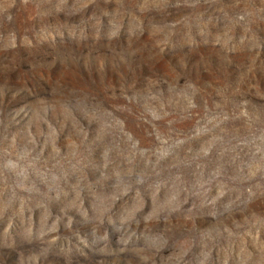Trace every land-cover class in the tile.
<instances>
[{
  "label": "rangeland",
  "instance_id": "1",
  "mask_svg": "<svg viewBox=\"0 0 264 264\" xmlns=\"http://www.w3.org/2000/svg\"><path fill=\"white\" fill-rule=\"evenodd\" d=\"M0 264H264V0H0Z\"/></svg>",
  "mask_w": 264,
  "mask_h": 264
}]
</instances>
